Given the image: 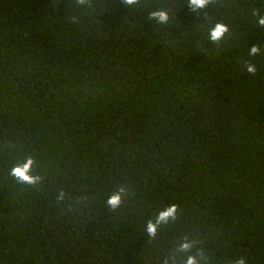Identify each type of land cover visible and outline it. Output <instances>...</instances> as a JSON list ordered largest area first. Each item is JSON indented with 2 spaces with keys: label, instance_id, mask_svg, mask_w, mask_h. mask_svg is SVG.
Instances as JSON below:
<instances>
[{
  "label": "trees",
  "instance_id": "trees-1",
  "mask_svg": "<svg viewBox=\"0 0 264 264\" xmlns=\"http://www.w3.org/2000/svg\"><path fill=\"white\" fill-rule=\"evenodd\" d=\"M261 17L264 0H0V264H264ZM28 158L36 186L10 174Z\"/></svg>",
  "mask_w": 264,
  "mask_h": 264
},
{
  "label": "clouds",
  "instance_id": "clouds-1",
  "mask_svg": "<svg viewBox=\"0 0 264 264\" xmlns=\"http://www.w3.org/2000/svg\"><path fill=\"white\" fill-rule=\"evenodd\" d=\"M80 4L85 3V0H78ZM124 5L129 8H132L135 5L140 3V0H122ZM210 3V0H189V6L193 11L196 9H203ZM150 19L157 21L160 24H167L169 21V15L164 10L152 11L150 13ZM258 24L260 26H264V17H261L258 20ZM228 32V28L223 23H217L214 28L211 30V39L212 41H219L223 38L225 33ZM261 49L259 45L252 46L250 48V54L253 57H256L260 54ZM245 70L249 75H255L257 71V67L255 64H245ZM36 161L33 158H28L26 162L17 164L11 169V176L15 178V180L20 184H26L29 186H36L40 181L41 177L38 175H33L32 170ZM125 189L120 188L119 190L113 192L107 198V206L111 208L113 211L119 209L124 203ZM64 193L61 192L58 199H63ZM179 212V206L176 204H171L165 207L163 210L159 211L156 216L155 222L149 221L146 226V231L149 236L155 237L158 231V228L162 224L169 223L170 220H176L177 213ZM192 245L191 242L185 241L181 244V251H189ZM186 264H197L196 256H189ZM233 264H248V261L244 257H239L233 261Z\"/></svg>",
  "mask_w": 264,
  "mask_h": 264
}]
</instances>
